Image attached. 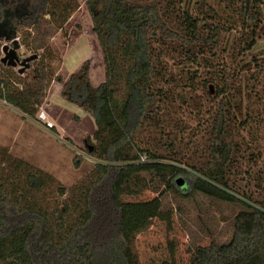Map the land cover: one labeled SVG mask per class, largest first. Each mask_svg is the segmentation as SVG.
<instances>
[{"label": "trees", "instance_id": "obj_1", "mask_svg": "<svg viewBox=\"0 0 264 264\" xmlns=\"http://www.w3.org/2000/svg\"><path fill=\"white\" fill-rule=\"evenodd\" d=\"M227 1L236 4L232 17L222 0H187L192 11L182 7L186 0H86L106 80L92 87L85 66L64 83L62 97L93 119L86 155L95 168L74 195L50 209L36 198L46 175L0 149V264H140L135 238L152 220L169 219L164 191L241 208L230 240L189 250L186 264H264V197L251 202L231 184L256 155L248 152L244 132L256 137L258 127L253 133L247 120L238 119L242 95L233 84L248 69L241 61L245 69L236 66L238 75L228 81L226 65L218 67L229 34L240 33L241 55L264 38L257 9L262 0ZM78 8L77 0H32L20 15L14 2L0 0V42L9 44L22 33L21 44L28 47L25 31L45 22L62 30ZM251 62L257 73L249 82L263 85L264 62ZM18 75L0 64V100L34 119L41 100ZM184 110L208 114L194 140L181 139L178 131L186 128L177 120ZM144 184L157 196L124 200ZM169 258L161 264H179L173 253Z\"/></svg>", "mask_w": 264, "mask_h": 264}, {"label": "rangeland", "instance_id": "obj_2", "mask_svg": "<svg viewBox=\"0 0 264 264\" xmlns=\"http://www.w3.org/2000/svg\"><path fill=\"white\" fill-rule=\"evenodd\" d=\"M6 1L14 2L13 12L20 15L27 14L32 4V0ZM77 2L79 8L62 30H56L49 22H45L23 33L28 38V47L21 44L22 33L16 39L20 44L16 52L20 61L31 55L39 56V59L29 63L22 76L18 75L19 64L13 68L18 80L23 84L30 83L37 92V99L41 100V104L35 107L38 111L36 117L29 119L0 100V149H5L9 157L24 161L46 175L48 181L46 180L45 188L36 194V198L44 200L50 209L61 205L69 198V194L76 193L73 189L75 191L86 184L96 164L94 159L86 155L87 139L96 129L92 117L62 97L64 83L85 66L92 87H97L106 80L103 54L92 33L86 0ZM222 2L227 5L228 15L232 17L236 4L227 0ZM184 5L192 11V5L187 4V0L182 7ZM257 9L264 16V0L262 4H258ZM46 20L48 21V17ZM10 32L11 28L7 30V35ZM239 35L240 33L235 32L224 38V43L228 45L227 52L220 53L221 62L218 67L226 65L228 81H231L233 72L234 77L238 75L236 66L239 68L241 61H244V66L248 69V72L243 70L241 76H238L240 78H236L233 84L242 95V114L238 119L247 120L253 133L258 127L256 137L250 138V134L244 132V142L251 144L248 152L254 151L256 155L254 158L250 157L254 160L253 163L247 161L243 169L232 176L231 184L237 194H243L252 202L264 197V84L249 81L257 73V68L251 61L259 58L264 62V38L255 44L250 53L241 55L238 49L241 43ZM5 45L11 47V43L0 42V62L4 57L2 48ZM38 47L41 49L38 50ZM243 68L240 67L239 70ZM34 70L40 73L39 77L34 76ZM252 87L254 93H251ZM211 95H215L214 88L211 89ZM195 112L184 110L177 116L181 126L186 127L178 130L183 140L184 137L194 140L202 132L201 124L208 114L202 112V115H196ZM41 117L46 118L43 121L49 120L53 124L51 130L42 128ZM182 181L187 188L188 182ZM61 191L64 192L63 195ZM137 191V196H126L124 200L145 201L157 196L146 184L139 186ZM188 192L186 190L184 193ZM235 192L233 194L237 196ZM161 201L163 211L169 214V219L152 220V225L135 238L133 249L140 264H161L170 259L172 253L179 264H186L189 261V250L212 242L229 241L233 218L241 209L202 195H181L180 192L164 191Z\"/></svg>", "mask_w": 264, "mask_h": 264}, {"label": "water", "instance_id": "obj_3", "mask_svg": "<svg viewBox=\"0 0 264 264\" xmlns=\"http://www.w3.org/2000/svg\"><path fill=\"white\" fill-rule=\"evenodd\" d=\"M19 48H20V44L16 39L12 40L11 47L7 45L3 46L2 54L4 55V57L1 59V63L7 65L8 67L11 66L13 68H15L19 64L20 65L19 73L23 74V71L28 69L29 63L37 59V55L28 56V58L20 61L18 55H16V52Z\"/></svg>", "mask_w": 264, "mask_h": 264}, {"label": "built area", "instance_id": "obj_4", "mask_svg": "<svg viewBox=\"0 0 264 264\" xmlns=\"http://www.w3.org/2000/svg\"><path fill=\"white\" fill-rule=\"evenodd\" d=\"M46 118L45 117H41V121L43 122V127L44 129H51L53 127V124L48 120V121H43L45 120Z\"/></svg>", "mask_w": 264, "mask_h": 264}, {"label": "crops", "instance_id": "obj_5", "mask_svg": "<svg viewBox=\"0 0 264 264\" xmlns=\"http://www.w3.org/2000/svg\"><path fill=\"white\" fill-rule=\"evenodd\" d=\"M42 126H43V124H42ZM42 126H41V127H42ZM42 128L44 129V127H42ZM45 130H47V129H45ZM49 130H51V129H49Z\"/></svg>", "mask_w": 264, "mask_h": 264}]
</instances>
